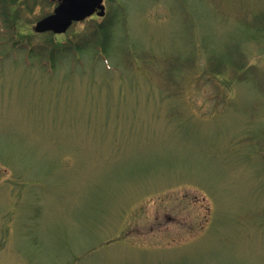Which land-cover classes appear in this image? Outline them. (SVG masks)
<instances>
[{
	"label": "rangeland",
	"instance_id": "obj_1",
	"mask_svg": "<svg viewBox=\"0 0 264 264\" xmlns=\"http://www.w3.org/2000/svg\"><path fill=\"white\" fill-rule=\"evenodd\" d=\"M104 5L0 11V264H264V0Z\"/></svg>",
	"mask_w": 264,
	"mask_h": 264
},
{
	"label": "water",
	"instance_id": "obj_2",
	"mask_svg": "<svg viewBox=\"0 0 264 264\" xmlns=\"http://www.w3.org/2000/svg\"><path fill=\"white\" fill-rule=\"evenodd\" d=\"M56 2L54 11L38 21L35 26L36 33L53 32L66 33L75 22L85 21L98 14L105 15V0H50Z\"/></svg>",
	"mask_w": 264,
	"mask_h": 264
},
{
	"label": "trees",
	"instance_id": "obj_3",
	"mask_svg": "<svg viewBox=\"0 0 264 264\" xmlns=\"http://www.w3.org/2000/svg\"><path fill=\"white\" fill-rule=\"evenodd\" d=\"M23 0H0L1 3V16L3 18V21L5 23V27H7V30H11V39L14 42V48L16 50L19 51H27V53L31 56V55H47L48 56V64L47 66L49 67V70H52V72H54L56 70L57 65V61L58 59H56V55H58L59 51H61L60 49L58 50V47L53 45L52 46H47V47H42V49L38 50V51H34L33 50V45L30 43H26L25 41L23 42L21 39H19L20 34L17 33V31L15 30V23L17 22V20H19V9L17 11H13L12 10V15L9 14V9L10 7H18L20 6L21 2ZM10 15V17H9ZM15 16V17H14ZM13 18H15V20H13ZM10 25V26H9ZM14 25V27H13ZM100 30L97 32V34H95V36H99V38L101 39V36L103 35L104 37H108V26H103L99 28ZM47 36H49L51 39L54 38V36L56 37L55 34L53 33H45ZM99 34V35H98ZM9 35V36H10ZM77 51L83 49L81 46H75L74 47ZM70 49V48H68ZM67 49V50H68ZM103 52H105V49L103 46L100 45V54L103 58H106L104 56H107V54H103ZM59 64V63H58Z\"/></svg>",
	"mask_w": 264,
	"mask_h": 264
}]
</instances>
